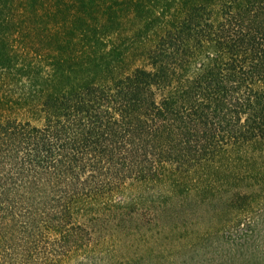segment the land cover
I'll return each instance as SVG.
<instances>
[{"label": "trees", "instance_id": "1", "mask_svg": "<svg viewBox=\"0 0 264 264\" xmlns=\"http://www.w3.org/2000/svg\"><path fill=\"white\" fill-rule=\"evenodd\" d=\"M263 143L264 0H0V264H116L95 237L214 200L264 264Z\"/></svg>", "mask_w": 264, "mask_h": 264}, {"label": "rangeland", "instance_id": "2", "mask_svg": "<svg viewBox=\"0 0 264 264\" xmlns=\"http://www.w3.org/2000/svg\"><path fill=\"white\" fill-rule=\"evenodd\" d=\"M261 150L264 160V143ZM253 186L264 187V176L256 180ZM150 191L146 189L145 192ZM122 199L124 200L125 197ZM145 207L147 205L143 208ZM236 215H238L236 207L219 200L202 203L198 207V214L187 215L178 221L166 216L155 220L151 212V216L146 215L143 219L147 223H142L146 237L145 244H135L132 242L133 237H128L126 245L125 243L120 245L116 251L117 247L113 245V239L105 235L95 237L92 245H96V252H101L103 257L113 256L116 264H223L220 258L222 254L228 253L229 242L222 238L225 230L223 231L221 226L233 220ZM246 219L247 217H242L241 222ZM226 229L229 232L234 231V228L230 230L228 226ZM244 229V225L235 228L237 234Z\"/></svg>", "mask_w": 264, "mask_h": 264}]
</instances>
